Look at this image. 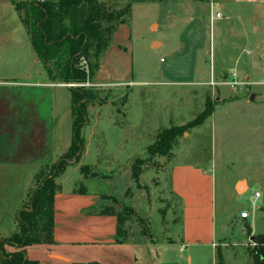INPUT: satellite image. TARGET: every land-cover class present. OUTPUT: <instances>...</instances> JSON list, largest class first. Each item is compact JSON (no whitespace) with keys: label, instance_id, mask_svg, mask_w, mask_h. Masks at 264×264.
I'll use <instances>...</instances> for the list:
<instances>
[{"label":"rangeland","instance_id":"rangeland-1","mask_svg":"<svg viewBox=\"0 0 264 264\" xmlns=\"http://www.w3.org/2000/svg\"><path fill=\"white\" fill-rule=\"evenodd\" d=\"M95 1L106 14L126 13L125 24L107 37L101 55L93 49L84 61L88 82L69 86L61 83L58 59L48 66L56 80L39 61L25 6L19 13L11 0H0V246L21 234L19 214L72 140L69 88H85L91 94L85 151L59 174L60 189L69 177L65 190L86 187L101 196L102 210H125L129 241L147 258H159L164 246L183 241L184 203L179 197L180 211L172 195L173 167L205 168L214 180L225 264H254L259 244L253 243L264 237L258 234L264 233L263 9L241 13L234 0ZM211 4L220 18L211 20ZM209 105L210 116L184 130L167 156L150 154L162 133L192 122ZM200 254L206 257L195 264H213L210 249Z\"/></svg>","mask_w":264,"mask_h":264},{"label":"trees","instance_id":"trees-1","mask_svg":"<svg viewBox=\"0 0 264 264\" xmlns=\"http://www.w3.org/2000/svg\"><path fill=\"white\" fill-rule=\"evenodd\" d=\"M147 1L149 0H131V3ZM197 1L205 2V0ZM27 2L23 5L19 4L17 0H11L19 13L23 11L22 6H25L24 21L28 28L32 47L39 61L47 67L50 80H56V76H53L52 70L48 66L52 61L58 59L61 83L86 84L90 77L83 65L84 61L91 57L93 49L97 55L103 53L108 46L109 39L107 37L115 32L119 25L125 24L126 13L119 11L106 14L101 11L95 0H27ZM69 89L72 92L73 115L71 146L54 165L52 173L33 192L30 198V208L19 214L21 234L2 241L0 264H39L27 259L25 248L33 244L53 243L54 199L60 191L56 179L71 164V161L78 163L85 151V139L82 131L87 125V103L91 98L90 91L85 88ZM210 114L211 107L209 105V108L192 122L165 131L159 136L158 142L150 148V154L167 156L176 138L184 130L201 126ZM133 170L135 181L138 182V169L134 166ZM172 195L176 197L180 211H182L183 206L180 198L173 191ZM124 211L113 208L100 213L117 217L118 243L130 242L127 233L122 228L123 223L126 222ZM181 223L183 224V221L180 218ZM260 238L259 243H263L264 237ZM5 246L14 247L18 251L8 253L4 250ZM216 261V264H225L220 248H217ZM253 263L264 264V248L255 252Z\"/></svg>","mask_w":264,"mask_h":264},{"label":"crops","instance_id":"crops-1","mask_svg":"<svg viewBox=\"0 0 264 264\" xmlns=\"http://www.w3.org/2000/svg\"><path fill=\"white\" fill-rule=\"evenodd\" d=\"M234 3L239 7L238 12L246 13L256 7V11L263 9L264 13V0H234ZM243 18H253V14ZM125 29V26L120 27L116 36L119 41L125 37ZM246 33V42H251V37ZM71 142L62 149L59 158L69 150ZM46 147L42 146L41 149L46 150ZM56 161L54 159L46 165ZM204 170L205 168L189 165L173 167L172 191L184 203L183 241L179 248L173 246L176 244L164 246L159 258H147L141 247L133 242L118 243L117 217L100 214L104 211L100 207L102 198L89 188L65 190L64 186L71 179L69 177L61 182L62 189L54 199L53 243L26 247V257L39 264H195L204 261L206 255L200 254L202 250L210 249L213 264H216L219 245L215 225L214 180ZM40 171L42 169L35 176ZM5 249L8 253L18 251L10 246ZM190 249L197 254L187 256L186 252Z\"/></svg>","mask_w":264,"mask_h":264},{"label":"built area","instance_id":"built-area-1","mask_svg":"<svg viewBox=\"0 0 264 264\" xmlns=\"http://www.w3.org/2000/svg\"><path fill=\"white\" fill-rule=\"evenodd\" d=\"M214 8H215V5H214V4H211V5H210L211 20L215 19V17H216V18H220V17H221V14L218 13V12L216 13V15H214V12H215V9H214ZM69 86H70V85H69ZM248 216H249V214H247V213H243V214H242V218H243V219L248 218ZM258 244H259V247H258V249H255L256 251H259V250H261L262 248H264V241H263V243H259V242H258V243H257V242H254V243H253V245L256 246V247L258 246Z\"/></svg>","mask_w":264,"mask_h":264},{"label":"bare ground","instance_id":"bare-ground-1","mask_svg":"<svg viewBox=\"0 0 264 264\" xmlns=\"http://www.w3.org/2000/svg\"><path fill=\"white\" fill-rule=\"evenodd\" d=\"M240 187H244V186L242 185V186H240Z\"/></svg>","mask_w":264,"mask_h":264},{"label":"water","instance_id":"water-1","mask_svg":"<svg viewBox=\"0 0 264 264\" xmlns=\"http://www.w3.org/2000/svg\"><path fill=\"white\" fill-rule=\"evenodd\" d=\"M240 186H242V184Z\"/></svg>","mask_w":264,"mask_h":264}]
</instances>
